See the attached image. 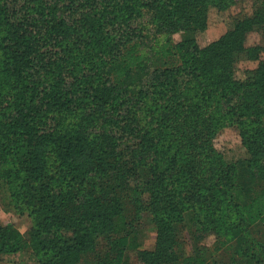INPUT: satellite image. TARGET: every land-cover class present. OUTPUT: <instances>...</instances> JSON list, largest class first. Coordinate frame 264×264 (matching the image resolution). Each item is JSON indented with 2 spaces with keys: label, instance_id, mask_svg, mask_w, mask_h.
Here are the masks:
<instances>
[{
  "label": "trees",
  "instance_id": "1",
  "mask_svg": "<svg viewBox=\"0 0 264 264\" xmlns=\"http://www.w3.org/2000/svg\"><path fill=\"white\" fill-rule=\"evenodd\" d=\"M158 1L170 8L160 25L184 38L149 58L129 31L140 0H0V179L33 218L27 236L0 223V254L77 264L110 238L97 264H127L134 224L151 215L157 244L142 264H210L173 251L185 210L234 206L264 222V47L248 45L264 38V0L205 48L208 6L223 0ZM242 54L258 62L244 82ZM228 121L249 154L241 168L214 146Z\"/></svg>",
  "mask_w": 264,
  "mask_h": 264
},
{
  "label": "rangeland",
  "instance_id": "2",
  "mask_svg": "<svg viewBox=\"0 0 264 264\" xmlns=\"http://www.w3.org/2000/svg\"><path fill=\"white\" fill-rule=\"evenodd\" d=\"M261 1L223 0L220 5L210 4L206 13L207 26L197 36L199 48H205L219 41L234 30L244 17L251 15L260 7ZM143 2H147V6L141 7ZM169 9L161 1L154 3V0H140V3H137V12L132 18L129 31L133 34V40L138 41L141 53L149 58L157 52L160 43L172 40L179 44L183 41L184 31L171 32L160 25L159 16L169 18ZM256 44L264 47V38L255 33L249 38L248 45ZM262 58L264 59V53ZM257 64V61L242 54L234 65V79L244 82L257 68ZM148 65L140 72L138 89L151 79V73L157 67L152 62ZM239 133L238 125L228 121L214 140V146L221 154L219 161L224 166L241 168L240 162L249 157ZM10 194L9 184L4 179H0V223L3 226L14 227L27 236L33 227V218L28 211L16 207ZM239 198L243 199V194H240ZM182 217V220L174 224L177 237H174L173 251L176 256L186 257L201 253L210 264H264V222L250 225L244 217L243 209L234 206L231 209H191L185 210ZM157 237V224L151 215H143L134 224L132 239L138 247L127 250L126 263L142 264L140 252L154 250ZM113 238L116 239L115 236ZM223 239L227 244L222 246ZM112 240L101 239L96 251L83 254L77 264H97L99 259L105 257V252L112 249ZM244 251L247 253L244 254ZM38 258L32 251L3 253L0 254V264H41Z\"/></svg>",
  "mask_w": 264,
  "mask_h": 264
}]
</instances>
